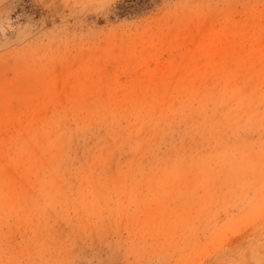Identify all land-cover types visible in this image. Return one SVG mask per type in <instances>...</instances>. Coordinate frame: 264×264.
<instances>
[{
  "label": "rangeland",
  "instance_id": "rangeland-1",
  "mask_svg": "<svg viewBox=\"0 0 264 264\" xmlns=\"http://www.w3.org/2000/svg\"><path fill=\"white\" fill-rule=\"evenodd\" d=\"M0 264H264V0H0Z\"/></svg>",
  "mask_w": 264,
  "mask_h": 264
}]
</instances>
